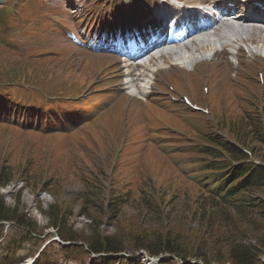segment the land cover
Listing matches in <instances>:
<instances>
[{
	"label": "rangeland",
	"instance_id": "1",
	"mask_svg": "<svg viewBox=\"0 0 264 264\" xmlns=\"http://www.w3.org/2000/svg\"><path fill=\"white\" fill-rule=\"evenodd\" d=\"M87 1L90 0H46L44 3L48 4V8H46L45 11L50 10V8L56 9L57 11H63L65 12V16L62 14H55L62 18L65 21H68L70 23H73L72 17L73 15H82L84 13V10L86 8V4L84 5V8L81 13L77 12L78 14H74L73 9L75 7L80 8L83 6V4ZM5 0H0V3H4ZM0 4V6H1ZM25 7L27 10L30 11H35V7H39V5L36 3V0H25L24 1ZM44 4V5H45ZM46 7V6H45ZM23 9V8H21ZM67 9L71 15L68 14ZM40 11L38 10L37 13ZM50 12V11H48ZM54 14V13H52ZM46 25L43 26V30H46ZM18 28H15L17 30ZM16 33H20V36L22 39L25 41L24 44L26 45H34L37 47H45L50 40L54 42H58L59 38H50L47 34V32H42V29L37 30L35 32H31L30 26L26 27H20V30L13 31L12 36L15 37ZM61 41V40H59ZM256 43V42H253ZM85 48H82V52ZM96 55H100L98 53H95ZM104 55V54H103ZM95 57V56H93ZM100 57V56H99ZM101 58H109L106 56H101ZM18 60L17 57H15L12 54H8L5 52L0 51V62L2 61H14ZM108 60V59H107ZM223 57H216L215 61H220L222 62ZM208 59L204 60L203 62L198 63L195 67L191 69V67L188 68H182L179 66L176 67L177 70H183L186 72H189L188 75L194 74L195 70H202L203 74H208V70L210 69ZM238 64V63H237ZM251 64L248 68V73L250 75H257L258 72L260 71V67L255 68V65L253 63ZM179 65V64H178ZM84 64L82 61H79V59H70V62H68L64 66H60L59 69H67V72L70 70H76L77 72H81L83 76L89 75L87 72L85 73V67H83ZM240 66H237L236 72L234 74H231L232 79L236 77L237 74V69H239ZM38 70H43V67H37ZM82 70L84 72L82 73ZM222 69L219 70L221 72ZM50 71H46V75ZM169 72V75L167 76ZM246 72H244L245 75ZM70 74V73H69ZM172 75V70L171 66H167V64L164 65L163 68L159 69L156 71L155 69H152L146 78V93L144 95H136L135 102H146L147 101V96L153 91L157 89V86L159 83H162L166 79H170ZM45 76V74H43ZM70 76V75H69ZM235 76V77H234ZM48 79H51V76H46ZM195 77V76H192ZM202 79V76H200ZM188 78H191V75L188 76ZM54 79H57L54 78ZM70 80L73 79V77H69ZM236 79V78H235ZM252 79V77H250ZM96 83L97 84H107L108 82L111 81V78H108V81H102L101 79L99 80L96 77ZM213 78H211L212 82ZM107 82V83H106ZM54 84V82H53ZM117 84V83H116ZM110 85L112 86V89L116 92H119V89H122V87L119 86V83L117 86H114L112 82H110ZM217 87H220L217 85ZM211 88V85H210ZM134 89L130 87V89L127 91L129 95H132L135 97V92L133 91ZM222 90V89H220ZM193 98L195 101L198 102V104H201V106L204 103V97L202 96L200 89L196 86L193 85L191 88ZM153 94V93H152ZM151 94V95H152ZM110 97V96H109ZM207 103L210 105V112L212 118L220 119L221 121L226 119V118H231L232 115H236L237 118L241 115L240 112H236V107L232 103V98L230 97L227 102H224V98L221 96H218L214 100L213 94L211 93L210 89V94L207 96ZM102 98V97H101ZM100 97H95L88 103L90 105L96 106L98 102H102L101 99L99 100ZM106 105V104H105ZM75 106V105H74ZM134 106V103L131 104V108ZM212 106H214L212 108ZM66 108H69L65 106ZM73 106H70V109H72ZM213 110V112H212ZM79 112L84 111L85 113H88L90 109L88 107H79L78 108ZM96 112V109L93 110V113ZM236 112V113H235ZM128 114V119L132 114L130 113V110L127 112ZM176 115H173L170 117V121H177L178 124H180L179 119L175 117ZM114 123V119L112 121ZM220 125H223L220 123ZM115 127L114 126H109L107 130H103L102 128L97 129L96 133L94 134L95 140L98 142L99 146V153H96L97 156L95 159L90 158L89 156H85L83 160L80 161L81 166H88L92 169V171H97L100 168H106V171L109 169V165L112 162L113 154H114V146L111 140H108L110 134L114 131ZM221 132L228 134V128L222 127ZM121 136V135H120ZM143 136V134H142ZM18 138L19 142V147L15 149V144L14 148L9 147V150L5 152L4 148L1 150V156L4 154L8 153L7 155V160H8V165L11 167L13 176L15 180L11 181L6 187H1L0 186V196L3 198L5 205L7 207L13 208L15 204L19 205V210L20 213L25 215L29 220L28 221H33L37 225L38 231L37 235H33L32 233L25 232L21 227L14 223H3L0 222V263L5 262V264H149L146 261V256L149 255L148 253L141 254L137 253L133 254L134 252L130 250H125L123 252H120L118 255H114L112 257V260L105 259L104 257H101V255H84V254H78L74 256H70L71 254H67L69 256V259H65V257L60 256L62 251L65 252V248H62L60 246H57L56 244H53L54 242H57V229L50 227L49 225V219L46 215V212L48 208L51 205L58 204L63 210L69 211L70 215L67 217L66 220V228L70 229L72 232L76 233L79 237H82L83 240L86 238L88 239L91 235V230H94L96 227H90L92 224L90 219L95 218L96 222L99 224V231L102 236H112L117 234V231L121 229V223L122 226L128 227L131 229H134L135 227H139L144 231H155L157 228L163 229L164 231H168L171 233L179 232V234L183 235H189L190 233H195L197 232L198 228L195 227L196 225L194 223H189L188 219V212L192 208L188 207L186 211H184V215H176L177 210H171L172 207L168 205L167 203H164V201H167L168 199L171 198L174 190L173 188L175 187V184L178 180L173 181V179H176L177 177L182 178V175L178 174L180 173L179 170H177L175 167H173L170 162L167 160V158L161 159L159 157H153L152 163L150 166L152 170L150 171L152 175L153 180H158L160 181L161 184L165 183V188H163V185L161 189H159V192H156L154 198L156 201L159 200L160 203H162V194L164 195V200L163 204H161V208L163 212L166 214L165 217L163 215L161 218L158 220V218L152 219V217L149 218L150 221L148 222H142L140 224H137L136 222H133L135 214L137 213L136 208V201H137V189L135 186V182H130L129 178V162L132 161L133 164H135L138 161L139 153H138V148H134L135 145H138L139 147L142 145V137L140 136V129L137 128L136 126H133L132 129L129 130L128 138L127 141H130L131 145H128L127 148L124 150V152L121 155V158L119 159V163L117 165L116 171L117 173L121 175V184H118L117 188L109 193L108 190L104 192V200L106 201L103 203L102 200H98L89 206H85V201L88 200V195H86L85 192V187H84V180L87 179L88 175H84L81 177L79 174H77L75 171L77 170V163L72 162L70 165H67L65 162L63 163V154L59 151V149L54 148V149H49V154L47 155V149L45 146L46 142L44 140H41V138L37 135H30V136H25L21 135L17 130L13 129L12 127L9 126H4L0 124V139H3L5 142L12 141L14 138ZM74 142H81L83 143V139L78 137H73ZM23 142H31V144L35 145L34 153L30 149L23 148ZM1 143V142H0ZM51 145V144H50ZM117 145V142L116 144ZM54 143L51 145V147H54ZM253 147V146H251ZM129 148L133 151L130 152L128 151ZM1 149V148H0ZM22 149V150H21ZM25 149V150H24ZM31 151V153H30ZM40 151L43 153V155L37 156V152ZM152 155V152L150 153ZM29 155H30V161L32 162L30 166V172L29 176L32 178L31 181L25 180L22 177L21 169L18 171L17 169L19 168L20 163L24 164L29 160ZM257 159L259 155L255 153L254 155ZM6 159V157H5ZM78 160V158L76 159ZM56 161L50 166V162ZM71 161V160H70ZM50 163V164H49ZM85 164V165H84ZM173 164V162H172ZM182 164H180V167L177 166L179 169L182 168ZM171 165V166H170ZM108 167V168H107ZM95 174V172H93ZM183 182H188L190 180L188 173L183 172ZM191 174V173H189ZM42 176L39 177V176ZM149 175V174H148ZM96 176V174H95ZM38 177L41 179L38 181ZM45 179V183L48 182V180H52L53 182H48V186L45 185L44 181L42 179ZM47 177V182L46 178ZM158 178V179H157ZM136 180V179H133ZM106 181V180H105ZM182 181H180V184L182 188L185 187L186 190L189 191V194L183 195L182 200H187L191 204H195L196 201V193L197 190L195 187L191 185H186ZM109 183V182H108ZM107 183V184H108ZM145 186H147L146 183H144ZM195 194V196L191 193ZM196 192V193H195ZM84 193V194H83ZM108 194L110 195V200L113 198V196L118 194L122 198V205L119 207L120 212L117 213L115 216H112L111 210H110V204L108 205ZM171 194V195H170ZM250 199L252 198L254 200V203L256 205L251 207V217L253 218L254 221V226L255 228H252L253 230L251 231L249 228L239 224V225H234L236 226V229L239 230L241 233L242 238H245L248 241L253 240V238H256L255 244H253L255 248V256L256 260L258 261V264H264V221H259V219H263V209H264V189H261L260 191L254 192L252 191L251 194H249ZM135 197V198H134ZM161 198V200H160ZM177 201V200H176ZM110 202V201H109ZM90 203V202H89ZM182 203V202H181ZM107 205V206H106ZM85 206V208H84ZM229 212V210H227ZM220 213V212H219ZM168 214V215H167ZM263 214V215H262ZM187 217V221L184 219V217ZM90 218V219H89ZM152 219V220H151ZM184 219V220H183ZM158 220V222H157ZM150 222V223H149ZM162 224V225H161ZM188 226V227H187ZM119 228V229H118ZM187 228L191 229L188 230L189 233H187ZM197 228V229H196ZM256 229V230H255ZM220 236H223L222 231H217ZM238 232V231H237ZM255 232V233H253ZM26 233H28L33 240H26L24 242V239L26 238ZM231 233V232H230ZM233 236H235V232ZM239 233V232H238ZM124 233V235H126ZM196 234V233H195ZM211 234V233H210ZM209 234V237H211ZM237 234V233H236ZM198 236L200 234H197ZM212 235V234H211ZM216 235V234H215ZM218 235V234H217ZM196 236V235H195ZM81 239V240H82ZM258 241V244H256ZM78 244H81L80 242H77ZM214 243V241L212 242ZM216 244V243H214ZM48 245V249L45 252V255L42 257L38 256L39 250L43 248L44 246ZM82 245H85L82 243ZM86 246V245H85ZM208 247V245H207ZM82 248V247H81ZM209 250H207L211 253H213L214 256H216L219 252L220 255L215 257V260L220 259L224 260L226 258L224 252L225 249L222 247V245H215L213 246V249L209 247ZM214 250V251H212ZM86 252V251H85ZM60 253V254H59ZM87 253V252H86ZM8 256V259L6 257ZM221 258H218L220 257ZM155 264H205L203 263L202 260L200 259H189L186 261L181 262L177 258H171L170 255H160L158 258L155 260ZM211 264H228L227 262H212Z\"/></svg>",
	"mask_w": 264,
	"mask_h": 264
},
{
	"label": "trees",
	"instance_id": "2",
	"mask_svg": "<svg viewBox=\"0 0 264 264\" xmlns=\"http://www.w3.org/2000/svg\"><path fill=\"white\" fill-rule=\"evenodd\" d=\"M8 54L14 55L18 60L0 62V77L5 82L18 84L23 83L24 81L23 84L30 86H39L42 84L40 78L42 73L39 72L37 67L34 68V66H32L34 61H37L33 56H29V61L27 62L26 68H24L19 66L24 64V56H18L12 52H9ZM38 63L44 66L43 63ZM47 65H49L48 62L45 63V71L46 68L47 70L49 69ZM5 66L11 69L13 68V72L10 74L2 72L3 69H5ZM17 78H23L24 80H17ZM255 102L256 100L254 97H251L248 99V102L245 103L249 109L247 113L241 110L242 107L239 104H235L236 112H240L241 114L238 118L236 115H232L231 118H226L222 121L221 118L217 119L219 130L224 126L225 128H228V134H226V137L221 135L217 136L213 132L210 136L201 137L203 145L201 144L199 149L202 153H205L207 154L206 156H208V159L202 158V162L204 160L206 161L201 165L202 168L199 169V172L203 173V171H205L207 173L204 174H208L205 175L204 180H200L197 176L190 178L186 183L182 180L183 176L181 179L180 177L173 179V181L178 180L174 183V192L171 198L164 201V203L170 205V207H172L171 210L176 209V215H180L181 213V216L184 215V211H186L188 207L190 208V206H192L190 212L187 210L188 212L186 213H188L189 223H194L196 225L195 227L198 228L197 232H195L196 234L190 233L189 235L182 236L179 232L171 233L164 231V228H157L155 231H144L139 227H135L130 230V228L122 226L121 223V229L117 231V234L112 236H102L96 219L89 218L92 223L90 227L96 228L91 230V235L88 239L86 238L83 240L82 237H79L76 233L66 228V220L70 213L66 209L63 210L58 204L51 205L46 212L50 227L57 229L58 236L61 240L68 242H82L87 246L90 252L94 254L120 253L125 250H130L132 252L145 251L152 256L170 255L182 261L200 259L205 264H211L212 262L221 263L224 261L228 264H258L255 256V248L253 246L256 242V238L247 242L245 238H242V232L237 230L234 225L241 224L249 228L251 231L253 230L252 228H255L250 212H252L251 207L256 204L252 198L250 199L249 194H251L252 191L257 192L264 189V167L253 168L249 165H243L239 168L231 167L232 165L230 164L231 162H240L245 159L247 156L246 152L243 151L251 152L253 155L257 153L259 155L258 158L264 163V132L262 130L261 121L259 120L260 115L256 112L254 106ZM220 123L223 125H220ZM222 134L225 133L223 132ZM18 140L17 137L12 141L7 140L6 142L3 139H0L1 187H6L11 181L15 180L13 173H11L12 169L8 165V153L1 156V150L4 148L5 152H7L9 147L14 148V144L15 149H17L19 147ZM24 147H28V149L31 147V151L34 153L33 149L35 148V145L31 144V142H23L22 149ZM54 148H58L61 154H63L64 157L62 162H65L67 165H70L68 161L72 157L70 152L73 153L74 157L80 159L85 158L84 152L79 148V145H76L75 143L67 144L64 142L52 147V149ZM46 149L48 155L51 147L48 145L46 146ZM36 152L37 156L43 155L40 151ZM201 157L202 156L198 155L196 160H199ZM152 159L153 158L148 159L144 163L143 170H145V173H142L144 176L141 179L139 189L137 190L138 193L136 196H138V199L135 208L137 213L133 220V222H136L137 224L150 221V217H152L153 220L154 218H158L159 220L162 215L163 217L166 216L161 208V204L164 205V195H161L163 198L162 203H160L159 200L156 201L154 198L156 192H159L162 185L163 188H165L166 182L164 181V183L161 184L160 181L152 179L150 173L153 168V165L150 166ZM55 162L56 161L50 162V166ZM31 164L30 155L27 162L24 164L20 163L17 170L19 171L21 169V178L29 181L32 180L29 176ZM75 172L81 177L88 175L87 179L83 181L85 192L86 195H88L89 200L85 201V206H89L96 201L98 203V200H102L104 203L106 201V199L104 200V192H106L107 189L105 186V167L103 169H97V171H92L90 167L81 166L79 163ZM93 172H95L96 176ZM39 177L42 178L41 175ZM39 177L38 181L41 180ZM45 178L47 182V177ZM206 180H212L217 184L216 191L218 195L210 192L208 193L207 185H204ZM42 181L45 183L44 177ZM180 181L186 185L195 187L197 190V193L195 192L196 201L194 205L185 199L182 200L183 195L185 196L189 194V191L186 190L185 187L182 188ZM48 182L53 181L48 180ZM48 182L45 183V185L48 186ZM144 183H146L147 186H145ZM193 195L195 196V194ZM109 196L110 195L108 194L107 204H110L112 216H115L120 212L119 207L123 203L122 198L116 194V196L114 195L110 200ZM227 210H229V212H227ZM262 213L264 214V211ZM184 219L187 221L186 216ZM28 220L29 219L25 217V215L20 213L18 202L13 208H10L5 205L3 198L0 196V222H11L28 233L38 234L37 225L33 223V221ZM259 221H264V215L263 219H259ZM188 230L191 229L187 228V233H189ZM222 230L223 232H227L223 233V236H220V232L217 233V231ZM126 232L127 234L124 235ZM232 232H235V236H233L234 233ZM197 234L200 235L198 236ZM209 234L211 237H209ZM213 241L216 244L212 243ZM218 244L222 245L226 251L224 252L226 258L223 261L220 259L215 260V257L220 255L219 252H217L218 254L216 256L211 252L207 253V250L211 251L209 247L213 249V246ZM256 244H258V241ZM80 250L81 248L73 246L67 248L65 253H77ZM218 258H221V256Z\"/></svg>",
	"mask_w": 264,
	"mask_h": 264
},
{
	"label": "bare ground",
	"instance_id": "3",
	"mask_svg": "<svg viewBox=\"0 0 264 264\" xmlns=\"http://www.w3.org/2000/svg\"><path fill=\"white\" fill-rule=\"evenodd\" d=\"M170 1L166 0L165 3H162L160 0H155L153 3L154 12H168L169 6L167 4ZM181 1L192 4L200 2L204 6V17L207 13L215 10L213 8L220 6L219 3L214 5L213 0ZM235 8L237 6L223 9V16L215 20L209 29L193 33L185 43H183L185 40H173L171 43L162 44L155 52L147 55V62L144 66L127 65L122 68L118 76L123 77L125 82L127 81L126 84L131 85L135 92H140L141 83L148 75L149 66L160 68L171 61L173 64H180L181 67L187 68L188 65L194 66L203 62L210 53L215 54L220 49L225 51L238 45V43L256 42L257 47L264 51V24L253 17L234 16Z\"/></svg>",
	"mask_w": 264,
	"mask_h": 264
}]
</instances>
